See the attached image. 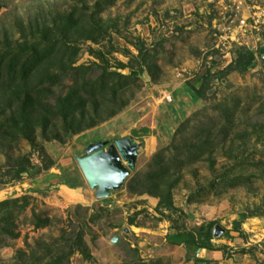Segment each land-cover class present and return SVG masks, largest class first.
Listing matches in <instances>:
<instances>
[{"label":"rangeland","instance_id":"1","mask_svg":"<svg viewBox=\"0 0 264 264\" xmlns=\"http://www.w3.org/2000/svg\"><path fill=\"white\" fill-rule=\"evenodd\" d=\"M97 1L0 0V42L4 40L3 34L12 40L20 38L21 32L27 38L38 36L33 30L51 23L59 13L73 6L86 7L91 12ZM232 1L114 0L97 14L102 21H111L112 26L97 43L87 40L78 43L75 64H101L88 48L101 51L111 68L116 61L127 63L129 55L124 50L137 54L128 41L139 39L151 55L149 63H155L157 69H144L128 84L119 96L127 103L114 115L106 117L108 110L91 114L96 119L95 125L69 135L58 126L59 139L43 140L35 131L34 144H40L53 161L47 170L30 176L23 172L19 179H13V172L6 171L9 166L24 157L32 165H40L38 150L21 136L1 143L0 201L26 195L28 204L14 218L16 237L4 239L0 234V264L23 262L28 260L30 252L44 256L51 245L63 244L78 232L92 258L87 260L75 251L66 264H122L126 260L134 264H261L264 258V53L260 58L258 49L264 44V25L238 42L221 45L215 28L223 23L221 17L226 14L222 16V13L231 11ZM240 1L244 9L264 8V0ZM242 46L252 49L255 55L253 65L245 73L230 72L214 78L204 98H188L182 89L186 84L199 81L207 68L211 67V72L224 68L232 60L235 49ZM131 64L136 69L137 63ZM123 70L119 69L125 75L129 73V68ZM99 71L93 66L89 74L94 77ZM69 84L70 80L64 79L54 85L49 99L65 94ZM175 88H180L177 94L172 92ZM164 94L170 95L169 101ZM224 104H234V126L225 140L216 136L208 157L203 155L174 175L178 177L172 187L174 209L160 214L155 210L156 197L127 190L129 177L149 169L152 155L170 143L184 119L192 118L185 132L190 136L193 127L205 125L210 117H214L212 123L219 125L222 122L219 109ZM133 126L137 127L134 131ZM149 129L156 131L158 137L147 149ZM180 134H176L175 144L182 139ZM241 134L247 135L241 138ZM122 136L143 143L135 168L119 189L112 190L105 198H97L83 179L75 156L84 154L88 143ZM166 153H172V147ZM240 160V165H236ZM230 168L232 173H251V181L224 191L219 185L216 189L210 187L211 181L217 182L220 174ZM79 179L83 180L81 187H69ZM256 207L260 215L245 218L240 224L241 233L231 230L233 221L240 219L242 212ZM35 216L47 218V224L33 227L31 221ZM211 221L225 228L221 236L211 240L216 246H225L224 251L193 257L183 244H170L165 239L167 233L178 228L195 230ZM114 234L119 236L116 244L110 241ZM242 248L244 252L239 251ZM44 258L43 262L47 260ZM196 258H206L209 262L202 263Z\"/></svg>","mask_w":264,"mask_h":264},{"label":"trees","instance_id":"2","mask_svg":"<svg viewBox=\"0 0 264 264\" xmlns=\"http://www.w3.org/2000/svg\"><path fill=\"white\" fill-rule=\"evenodd\" d=\"M113 1L98 0L91 12H87L86 7L73 6L68 11L59 13L51 23L36 27L33 31L35 34L37 32L38 36L27 38L21 32L20 38L12 40L3 34L4 40L0 42V145L4 141H13L21 136L33 149L38 150L41 160L40 165H32L28 157H24L14 166H9L10 169L6 171L13 172V179H19L23 172L30 176L39 170H47L53 164L51 158L44 153L42 146L34 144L35 131L43 140L59 139L56 131L58 126L62 133L69 135L95 125L96 119H93L91 114L108 110L106 117L114 115L127 103L126 99H119V96L128 84L144 69L147 71L152 67L157 69L155 63H149L151 55L144 48L143 41L139 39L128 41L136 49L137 54L134 56L128 50H124V53L129 55L127 63L116 61L115 66L111 68L101 51L88 48L89 53L95 55L101 64L95 62L89 65L75 64L79 42L87 40L97 43L108 33L112 26L111 21H102L97 14ZM262 35L264 39V32ZM258 52L261 58L264 44L259 46ZM254 59L252 49L238 47L233 53L232 60L224 68L216 72H211V67L207 68L199 76V81L186 84L183 91L191 100L204 98L212 79L222 78L230 72L243 74L253 65ZM132 61L137 63L136 69H133ZM93 66L100 69L94 77L89 74ZM125 67L129 68L127 75L119 71ZM64 79L70 80L65 94L50 100L52 87ZM233 105L224 104L219 109L218 117H222L219 125L216 122L212 123L214 117H210L205 125L193 127L190 136L185 135V132L192 118L184 119L177 127L170 143L152 155L149 169L135 172L129 177L126 183L127 190L135 194L146 193L156 197L155 210L160 214H163L164 210L174 209L172 187L178 180L174 175L184 166L201 159L203 155L208 157L214 149L217 135L221 140L226 139L229 130L234 126ZM196 114L197 112L193 113V116ZM176 134L182 135V139L175 144ZM245 135L247 134H241L239 137ZM168 147H172V153H166ZM241 162L242 160L236 165H240ZM231 168L221 173L217 182L211 181L210 187L216 189L219 185L221 186L219 189L224 191L227 187L244 185L251 181V173L243 174L239 171L232 173ZM2 182L0 179V183ZM81 183L82 179L72 181L69 187L75 188ZM27 204L26 195L0 201V234L5 237L4 239L16 237L17 233L13 232L15 226L13 221ZM256 215H260L258 207L249 212H242L240 219L233 221L231 230L241 233V222L247 217ZM31 223L33 227H42L47 224V218L35 216ZM128 223L130 225L133 223V216L129 217ZM213 224L215 221L200 225L195 230L178 228L167 233L165 239L170 244H183L186 250L192 253L198 247L224 251L225 246H216L211 242ZM49 248L43 253L44 256L30 252L28 260L18 261L15 264H40V262L66 264L67 258L75 251L87 260L92 258L80 232L64 240L63 244L51 245ZM239 251L244 252L245 249ZM44 257L47 260L43 262ZM196 260L202 263L209 262L204 258H196ZM130 261L126 260L122 264H134ZM261 264H264V258Z\"/></svg>","mask_w":264,"mask_h":264},{"label":"water","instance_id":"3","mask_svg":"<svg viewBox=\"0 0 264 264\" xmlns=\"http://www.w3.org/2000/svg\"><path fill=\"white\" fill-rule=\"evenodd\" d=\"M126 69L124 68L123 71L126 72ZM142 145V142L130 136L114 137L111 141L98 140L88 143L84 148L85 153L75 156L83 179L88 187L94 190L97 198H105L112 190L119 189L123 185L135 168ZM224 232V227L213 224L211 228L213 238H218ZM118 239V234H114L110 241L116 244ZM213 251L198 247L192 256L197 257L199 253Z\"/></svg>","mask_w":264,"mask_h":264},{"label":"built area","instance_id":"4","mask_svg":"<svg viewBox=\"0 0 264 264\" xmlns=\"http://www.w3.org/2000/svg\"><path fill=\"white\" fill-rule=\"evenodd\" d=\"M240 0H233L231 3V11L222 13L221 26L216 27L218 33L216 37L221 42V45L227 42H238L239 38H244L248 33L258 30L264 25V8L260 6H251L243 8ZM228 44V43H227ZM218 47V44L215 45ZM229 55V53H228ZM166 100H170L169 94H164Z\"/></svg>","mask_w":264,"mask_h":264},{"label":"crops","instance_id":"5","mask_svg":"<svg viewBox=\"0 0 264 264\" xmlns=\"http://www.w3.org/2000/svg\"><path fill=\"white\" fill-rule=\"evenodd\" d=\"M177 79V78H176ZM180 85V84H179ZM183 89V88H182ZM179 90H180V88L178 89V88H175L172 92L173 93H176L177 94V92H179ZM155 127V126H154ZM135 128H137V127H135V126H133L132 128H131V130L132 131H134L135 130ZM155 129V128H154ZM150 130V139H147V141H148V144L146 145V148L148 149V145L150 146L151 144H152V140L154 141V139H157L156 137H158V134L156 133V131L154 132L152 129H149ZM156 130V129H155ZM140 133V132H139ZM137 137V139L138 138H141L142 137V135L141 136H136ZM143 139L145 140V138H144V136H143ZM152 146V145H151ZM83 181V180H82ZM82 186V183H81V185L80 186H78V187H81ZM78 187H75V189L76 188H78Z\"/></svg>","mask_w":264,"mask_h":264}]
</instances>
